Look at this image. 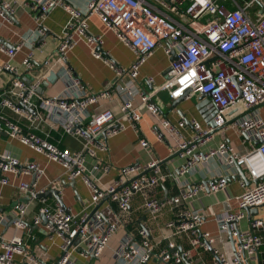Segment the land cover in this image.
Wrapping results in <instances>:
<instances>
[{
	"label": "built area",
	"instance_id": "obj_1",
	"mask_svg": "<svg viewBox=\"0 0 264 264\" xmlns=\"http://www.w3.org/2000/svg\"><path fill=\"white\" fill-rule=\"evenodd\" d=\"M26 1L37 8V28L19 42H0V52L9 58L6 64L0 65V74L11 73L15 77L6 90H0V110L9 109L35 130H40L45 122L39 110H47L51 112L53 125L60 126L67 134L84 136L86 144L83 150L71 152L58 148L32 131L24 132L20 125L2 114L0 122L8 134L21 144L60 163L72 180L82 178L90 189L92 204L97 206L109 198L123 214H127L133 198L141 196V209L147 212L151 222L158 224L166 208H179L204 191L217 193L228 183L222 177L189 189H179L172 198L160 200L152 195L154 190L168 181H176L173 174L161 170L160 161H153L143 168L130 166L121 169L117 179L109 186L99 183L95 172L101 170L106 175L109 169L99 162L89 167L87 159L98 160L97 152L107 151L108 140L120 134L123 127L118 120L108 123L113 117L110 111L107 113L109 117L105 118L107 125L101 129H94L86 123L92 119L94 124L98 115L92 116L90 111L117 96L118 92L112 85L99 93L89 94L82 82L65 66L67 54L76 43L74 34L85 35L87 19L93 15L98 16L136 55V61L127 71L111 64L120 81L126 76L137 81L141 67L158 49L169 57L175 55L166 80L154 86L150 94L139 92L143 107L159 114L162 93H167L171 100L183 96L188 100L206 96L214 105L215 127H203L198 120L192 119L189 121L191 133L188 136L182 133V129L189 128L185 121L177 126L167 119L161 121L167 133L177 136L176 153L185 161L178 170L179 174L185 175L193 165L219 154L228 164L244 169L246 178L254 182L237 197L236 209L215 214L217 236L201 229L206 215L183 209L166 224L171 236L167 245L158 252L149 238L147 226H140L138 222H135L138 225L135 229L126 226L115 252L116 263L148 264L157 257V264H192L197 262L195 257L200 256L198 251L201 250L212 254L215 264H264V0H88L86 13L72 8L66 0ZM57 6H63L71 14L70 23L57 43V72L66 81L64 88L75 89L78 94L71 95L70 100L53 95L38 99L39 103L35 94L41 82L28 85L20 80L22 71L30 72L34 67L32 54L22 61L21 67L12 60L26 44H34L32 36L35 33L39 37L45 35L42 20ZM14 10L10 2L0 0V28L11 22ZM87 40L92 44L102 43L100 37H87ZM96 55L102 57L101 53ZM48 65L50 63L46 61L44 66ZM154 82L153 78L147 80L149 85H154ZM125 90L129 98L120 104V114L137 129L142 116L132 101L134 91ZM223 128H232L244 137L245 153L238 154L228 141H222L207 152H198L213 139L216 130ZM156 135L162 140V134L156 131ZM141 144L148 146L146 141ZM12 173L33 174L39 180L45 170L38 163L22 164L10 154L0 155V183L9 184L7 175ZM241 186L245 187L244 183ZM17 189L29 194L32 199L44 192L37 190V181L21 183ZM247 209H257V213H250ZM26 211L27 206H19L20 218L15 220V225L22 230L28 229L22 219ZM260 211L263 212L261 215ZM42 216L47 221L48 231L62 240L61 256L56 264H78L77 258L99 259L111 238L120 230L117 221L104 217L100 212L78 217L58 204L55 207L44 204L33 220L34 225L42 222ZM245 222L247 226L243 228ZM182 236L188 238L192 248L178 252L174 241ZM228 242H231L233 254L226 248ZM16 256L22 259H16ZM33 262L34 258L25 250L23 238L14 236L0 240V264Z\"/></svg>",
	"mask_w": 264,
	"mask_h": 264
},
{
	"label": "crops",
	"instance_id": "obj_2",
	"mask_svg": "<svg viewBox=\"0 0 264 264\" xmlns=\"http://www.w3.org/2000/svg\"><path fill=\"white\" fill-rule=\"evenodd\" d=\"M7 1L15 7V14L12 15L10 23L4 24L0 28V39L8 44H13L28 35L30 36L37 28L35 21L37 8L34 7L32 2L26 0ZM66 3L83 13L87 11L88 0H66ZM70 20L71 14L63 6L52 9L42 20L45 35L39 37L35 33L32 36L34 44H26L12 60L15 65L21 67L22 61L32 54L34 67L30 72L22 71L20 80L28 85L38 81L41 82L38 92L35 94V99L39 103L38 99L40 98L59 95L70 100L71 95L78 94L75 89L66 90L64 88V82L66 81L60 78L55 63L57 60V43L63 37ZM87 24L88 28L85 35H80L77 32L74 34L76 43L67 54L65 66L70 69L73 76L82 82L89 94L99 93L112 85L116 87L118 92L117 96L94 107L90 112L93 113L92 116L98 115V117L94 124L92 119L88 120L86 124L93 126L94 129H101L104 125H107L105 118L109 117L107 113L110 111L113 117L108 123L118 120L123 127L120 134L108 140L107 151L97 152L98 160L87 159L89 167L99 162L102 167L109 169L106 175L102 174L101 170L95 172L100 180L99 183L103 186H109L119 176V170L130 166L143 168L153 161H160L161 170L166 174H173L176 179L175 182L168 181L154 190L152 195L160 200L172 198L178 194L179 189H189L210 180L225 177L228 183L223 190L217 193L204 191L196 199L180 205L179 208H166L157 224L151 222L147 212L141 209L143 201L141 196L133 198L127 214H123L117 204L109 198L95 206L91 202L90 189L82 178L72 180L60 163L51 161L46 155L37 153L21 144L17 138L8 134L6 128L0 122V155L10 154L20 160L22 164L35 162L45 170L44 176L39 180H36L33 174L12 173L7 175L9 184L2 185L0 183V210L3 211L0 214V240L4 238L11 239L14 236L21 237L25 241L26 252L35 260L32 264H56L61 256V238L48 231L45 218H42L39 225H34L33 222L34 218L39 215V209L44 204L52 207L57 204L61 206L54 195L39 197L53 190L58 192V196L66 209H70L74 215L80 217L86 213L100 212L104 217H109L120 224V230L111 238L109 246L99 259L84 260L77 258L76 262L78 264H117L115 252L126 232L125 227L129 225L132 227L131 229H135L138 226L137 222L140 226L148 227L150 230L149 238L156 246L155 251L158 252L167 245L171 236L166 224L176 218L179 211L183 209L200 211L203 215H206V221L201 229L209 232L212 236H217L218 227L215 214L224 210L236 209L237 197L245 189L253 186L254 182L249 178L244 181L241 177H238V167L228 164L225 158L219 154L193 165L187 174L180 175L178 170L184 165L185 161L180 158L179 153H176L177 136L167 133L162 127L161 121L167 119L177 126L179 122L184 121V116L188 121L196 119L203 127H208L203 116L196 108L199 97L195 96L190 100L183 98L177 102L171 100L167 93H162L159 101L161 111L159 114H153L141 105L139 92L150 94L154 91V86H158L166 80L172 56L169 57L162 49H158L154 56L141 67V75L137 81L127 76L120 81L111 64L127 71L136 61L135 53L121 42L98 16L88 17ZM87 37H100L102 43L99 45L92 44L88 42ZM97 53H101L102 57H96ZM8 61L9 58L0 52V65H4ZM46 61L50 63L48 67L44 66ZM50 72H55L58 79L53 84L48 83V86L44 87ZM149 78L154 79V85L147 84ZM14 79L15 77L11 73L0 74V90H6ZM126 88L134 91L132 101L142 116V121L137 129H134L132 124L120 114V104L129 98L126 94ZM40 89L42 91H39ZM0 111L8 115L13 113L9 109L3 108ZM262 112L264 114V109ZM39 113L45 118L43 126L40 130H37L40 133L39 135L43 136L42 138L60 149L70 150L71 152H79L84 149L86 144L84 136L67 134L60 126L53 125L49 115L51 112L41 109ZM54 113L58 114L57 111ZM18 118L21 119L19 116ZM187 125L190 126L188 123ZM190 130V127L182 129L183 135L188 136L191 133ZM156 131L163 135L162 140L157 138ZM243 139L244 137H240L232 128L219 129L215 132L213 139L204 148H200L198 152H207L209 149L216 148L222 141H228L238 154H243L247 151V146L242 142ZM102 140L100 138L101 142ZM142 141H146L148 146L144 147L141 144ZM242 171L245 175L244 169ZM34 181H37V190L44 191L38 194L35 199L17 189L21 183L31 184ZM242 183L245 187L241 186ZM21 205L27 206V211L22 217L28 228L26 230L19 229L15 225V220L20 218L18 212ZM262 213V211L259 212L260 215ZM246 226L245 222L243 228H246ZM174 243L178 252L181 249L192 248L186 236L176 238ZM226 248L230 254H233L231 242H228ZM198 253H200V256L195 257L197 262L192 264H215L212 254L201 250ZM156 254L158 255V253ZM20 256H16V259H22ZM199 257L201 258L199 259ZM158 261V258L154 257L148 264H157Z\"/></svg>",
	"mask_w": 264,
	"mask_h": 264
},
{
	"label": "water",
	"instance_id": "obj_3",
	"mask_svg": "<svg viewBox=\"0 0 264 264\" xmlns=\"http://www.w3.org/2000/svg\"><path fill=\"white\" fill-rule=\"evenodd\" d=\"M0 42L3 43V40L0 39ZM174 59H175V55L172 56V60H174ZM57 79H58V76L56 75V73L55 72H50V76L48 77L47 82L44 83V87H47L48 83L53 84ZM39 91H42V90L40 89ZM183 98H184V96L179 98V99H177L176 101L179 102ZM20 105L25 108V106L23 104H20ZM196 108L201 113V115L203 116V118H204L205 122L207 123V125L209 127H215L214 117L216 116V109H215L214 105L211 103V101L208 100V98L206 96L199 97L198 103L196 104ZM183 120L190 125V123H189V121L187 120L186 117L183 116ZM217 131L218 130H216L215 132H217ZM237 169H238V172H239V176L238 177H241L244 181H247V178L244 175V172L242 171V168L238 167ZM46 195H54L57 198V200L60 202L61 207L66 209V206L60 200V197L58 196V192L57 191H54V190L53 191H49L46 194H44L43 196L41 195L39 197H44ZM247 211L250 212V213H254V214L257 213V209L256 210L247 209ZM2 212L3 211L0 210V214ZM42 218L44 219L45 217L42 216Z\"/></svg>",
	"mask_w": 264,
	"mask_h": 264
},
{
	"label": "trees",
	"instance_id": "obj_4",
	"mask_svg": "<svg viewBox=\"0 0 264 264\" xmlns=\"http://www.w3.org/2000/svg\"><path fill=\"white\" fill-rule=\"evenodd\" d=\"M0 114L6 116L12 122L17 123L18 125H20L24 129V132L32 131L35 134H37L38 136H40L39 135L40 133L37 130H35L33 127H31L27 122L19 119L18 116H16L14 113H10L11 115L10 114L8 115L7 113L0 111ZM41 137H43V136H41Z\"/></svg>",
	"mask_w": 264,
	"mask_h": 264
}]
</instances>
